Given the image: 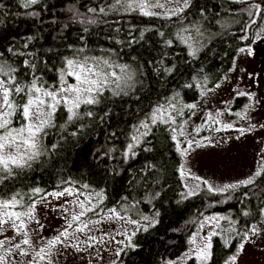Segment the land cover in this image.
<instances>
[{"label":"trees","instance_id":"trees-1","mask_svg":"<svg viewBox=\"0 0 264 264\" xmlns=\"http://www.w3.org/2000/svg\"><path fill=\"white\" fill-rule=\"evenodd\" d=\"M112 3L114 0H41L38 5L24 8L21 0H0V61L20 69L16 73L18 80H31L30 74L24 75L28 70L23 67V60L35 59L41 82L46 87H58L63 57H70L73 49L85 46L87 55H112L118 63L136 70V83L128 95L112 96L105 92L101 103L81 106L80 112L91 111V117L82 115L69 122L67 111L59 108L55 126L47 128L42 138L43 155L32 161L31 167L15 168L14 175L0 181V198L7 199L17 192L30 193L34 188L42 189L43 195L67 187L61 182L68 180L78 182L75 187L87 184L90 188L82 191L102 190L106 197L103 206L119 210L127 205L130 210L126 214L142 225L132 236L134 247L125 248L116 256V264H184L185 260L186 264H195L194 259L185 256L190 248L189 238L198 226L193 222L203 219L201 213H218L237 221V229L255 223L257 216L245 217L241 213L255 212L264 203V178L258 180V187L240 188L225 196L205 191L184 200L180 196L183 184L178 172L181 160L170 127L157 124L133 149L134 156L129 154L125 159L124 152L134 126L145 120L153 108L166 105L173 98L174 103L197 101L201 93L198 82L206 77L207 87L212 88L229 72L235 50L240 46V29L247 20L246 13L229 9L244 5L231 0H192L186 18L172 20L143 17L138 12L109 11L107 16L99 17L106 23L89 25L88 32L83 31L79 22H73V12L69 10L74 7L87 13L89 7L98 9ZM33 12L38 14L29 15ZM197 24L203 36L194 29ZM258 26H253L250 35ZM184 28L189 29L183 33L188 43L200 49L195 58L188 55V43L177 35ZM159 32H164V37ZM133 39L132 44L127 43ZM165 40H171V46H166ZM26 43L28 47L24 48ZM9 47L31 52L34 57L13 56ZM108 49L115 53L104 51ZM166 68L171 72H166ZM245 101V97L235 99L233 111ZM16 124L13 119L12 126ZM246 191L249 199L243 196ZM145 216L148 222L142 219ZM220 224L227 226L228 220H221ZM235 243L225 249L219 237L215 238L212 264H223L226 255L234 251Z\"/></svg>","mask_w":264,"mask_h":264},{"label":"snow or ice","instance_id":"snow-or-ice-1","mask_svg":"<svg viewBox=\"0 0 264 264\" xmlns=\"http://www.w3.org/2000/svg\"><path fill=\"white\" fill-rule=\"evenodd\" d=\"M41 0H21V6L30 8L40 4ZM232 3L244 5L240 9H229V11H239L246 13L245 20L240 29L238 39L240 46L236 48L235 55L232 58V66L229 68V73L235 72L238 67V61L241 57L248 58L255 55V45L264 41V0H231ZM3 7V5H0ZM192 7V0H114V3L107 6L101 5L89 7L87 13H81L74 7L69 10L73 12V22H79L83 25V31H89V25H97L98 23H106L99 19L101 15L107 16L109 11L119 12H138L143 17H156L163 20H172L173 17L179 19L186 18V13ZM91 13V15H88ZM38 13H29V15H37ZM181 14H185L182 16ZM201 15H204L201 12ZM254 35H250L254 25H258ZM67 27V25H66ZM196 33L203 36L200 31V26H193ZM188 28H184L180 33H177L181 39L188 43L184 32H188ZM144 35L141 32V37ZM161 37H164V32H159ZM81 41L84 37H80ZM31 40V38H29ZM251 41L250 43H248ZM133 40L127 41L132 44ZM118 43H122L118 41ZM166 46H171V40H165ZM24 48L28 44L23 45ZM69 48H72L69 45ZM188 55L195 58L199 52L198 47H193L188 43ZM51 51V49H49ZM109 53H115L114 49L104 50ZM8 52L13 56H32L31 52H19L13 47L8 48ZM86 46L73 49L72 56L63 57V65L58 70L59 86H45L41 82L42 77L36 74L37 62L35 59H24L23 67L28 71L25 76L31 75L30 81H20L16 73L19 68L12 66L6 61H0V181L8 179L14 175L13 169L31 167V162L43 155L44 149L42 146V138L46 135V129L55 126L54 119L59 108L63 107L67 113L69 122L80 118L82 115L91 117L93 113L87 111L80 112L82 105L90 106L101 103V98L105 92H111L112 96L128 95L134 89L136 83V70L128 64L118 63L117 59H113L112 55L92 56L87 55ZM166 72H171V69H164ZM244 71L243 68L239 69ZM68 77H71L75 83H68ZM251 78V77H250ZM223 80H227L225 75ZM207 78L197 83V87L201 89V96L207 95L208 92H213L221 87V83L217 82L212 88L207 87ZM192 87V85H186ZM235 96L232 99L246 97L248 103L244 105L243 111L235 112L234 115L240 119L248 121V126L234 128L232 123H225L219 119L225 112L232 115L229 108L223 110L218 109L214 114L206 113L202 118L203 123L194 131L196 136L204 128H211L212 131H221L233 129L240 133L236 139H240L246 133L254 131L258 125L250 123L249 113L254 111V104H258L259 100L255 99L254 92L238 91L233 89ZM175 100V98H173ZM169 100L166 105H160L152 109L151 113L146 116L145 120L134 126V131L131 135V143L127 145V150L124 152L125 159L129 154L135 155L134 148L141 143L142 137H147L154 126L157 124L171 125L168 130L171 134V139L176 145V151L180 154L182 162L179 165V175L182 182L186 180L195 181L194 184L184 183V191L180 193L182 199L186 200L191 197L199 196L201 192H207L212 195L225 196L227 193H232L240 188H249V186L258 187V180L264 178V149L261 150L260 166L250 175L243 179L234 182L224 183L222 185L213 184L211 181L194 175L187 167V156L195 148L205 146V141L211 143L210 139L204 137L200 140L185 139L181 142L178 136H184V126L187 121L177 125V116H184L185 109L195 115L196 103L179 104ZM223 103H228L227 101ZM175 113V115H172ZM19 122V127H13V119ZM191 117L189 116V119ZM150 121V123L148 122ZM264 128V124L259 125ZM143 129V131H141ZM185 146H181V144ZM55 147V145H53ZM150 151V149H145ZM75 181H62L61 184H66L67 187H62L61 190L46 192L43 195L42 189L34 188L30 193H14L11 197L4 199L0 198V264H56L53 256L65 255L67 250L71 249L74 253H87L89 264L91 260L100 257L102 251L109 250V245L115 243L118 247L114 251V255L119 257L125 248H133L132 236L136 231H139L142 225L140 221L134 220L126 213L130 210L129 206L122 205L118 210L116 207L107 208L104 205L106 199L102 190L100 191H82L90 188L84 184L80 187H75ZM60 185H58V188ZM158 195V193L156 194ZM245 199H249V193H243ZM39 197V199H36ZM49 197L53 200H63V203L57 205V209L62 214L64 224L57 234L51 238H44L40 247H35L29 225L35 222L43 229L44 225L36 216L37 205L43 203L45 207L50 203ZM83 197V199H81ZM71 198V199H68ZM231 196H226V199H231ZM222 201H215L221 203ZM243 203V201H241ZM134 206V205H133ZM56 210V209H54ZM125 213L122 215L121 213ZM243 216L248 217L255 215L258 220L250 226H245L243 229H237V221L229 217L218 215L203 216L198 223L196 232L189 238L188 243L192 248L185 254L187 259H194L195 264H212L214 259V244L215 238L219 237L222 241V246L228 249L232 246L233 241H236L234 251L227 254L223 264H238V259L245 251V246L248 243H255L253 238H262L264 234V203L256 210H242ZM148 222V217L142 218ZM221 220H228V225L220 224ZM122 221L124 224L132 225L134 230L129 235L126 228H119L112 231L102 229L101 225L105 223H115ZM152 226V223H149ZM205 228L208 230L205 232ZM11 230L14 233L12 236L4 235ZM147 230V227H144ZM203 233V234H201ZM117 236H123L122 240H117ZM30 257V259H24ZM80 256V259H83ZM102 258V257H101ZM113 264H116L113 261ZM186 264V260L184 262Z\"/></svg>","mask_w":264,"mask_h":264},{"label":"rangeland","instance_id":"rangeland-1","mask_svg":"<svg viewBox=\"0 0 264 264\" xmlns=\"http://www.w3.org/2000/svg\"><path fill=\"white\" fill-rule=\"evenodd\" d=\"M261 59L263 61H260ZM240 68H243L244 71H240ZM225 75L228 76V79H221L219 81L221 83L219 89H216L213 92H208L207 95L203 97L200 94L197 101L191 102L197 104V108L194 110L195 115H191V112L188 109H185L186 112L182 118L177 116L180 119L179 124L187 121L184 126L185 135L178 136V139L181 142L186 138L191 139L193 137L197 140L207 137L211 141V143L205 141L204 147L195 148L190 152L187 156L188 169H190L194 175L207 179L213 184L218 185L234 182L247 177L254 172L261 163V150L264 149V128L259 127V125L264 124V41H260L255 45V55L248 58L241 57L238 61L237 70L231 73L228 72ZM69 83H75V81L69 77ZM233 89L254 92L256 94L255 99L259 100V103L254 104V111H251L249 116L251 118L250 123L256 124L258 127L254 131L241 136L240 139H236L240 133L233 129L221 130L218 132L212 131L211 128H214L215 125H211L210 128L202 129L199 135L196 136L194 130L203 123L202 118L205 114L209 112L214 114L218 109L223 110L224 108H229L231 113H233L230 115L225 112L219 117L221 121L232 123L234 128H246L248 126V121L240 120L234 115L235 112L243 111L244 105L248 103V100L245 97L246 101L244 105L233 111L235 101V99H232V97L235 96ZM225 101L228 103H223ZM172 115H175V113H172ZM189 116L191 117L190 119ZM14 121L18 123L16 124V127H19V122H17L16 118H14ZM148 122L150 123V121ZM167 126L172 127L171 125ZM141 131H143V129H141ZM131 142L132 141H130V143ZM181 146L183 147L185 145L182 143ZM174 148L176 150L175 143ZM177 154L182 162L180 154L178 152ZM184 183L191 185L194 184L195 181L186 180L182 182L183 185ZM182 189L184 191V186ZM48 199L50 203L47 207L41 203L37 205L36 209L37 219L40 221V224L44 225L43 229H40V226L35 222H32L29 225L34 245L37 248L42 245L44 238L55 236L57 231L61 229V226L64 224L62 214L57 209V205L63 203V200H53L51 197ZM81 199H83V197H81ZM210 215L222 216L223 214L215 213ZM258 226L264 227V225ZM101 227L106 231L112 232L123 227L128 230L129 235H131L134 230L132 225L124 224L122 221L105 223L101 225ZM196 230L194 232H196ZM207 230L208 229L205 228V232ZM4 235L12 236L14 233L9 230ZM0 239H3V237L0 236ZM116 239L122 240L123 236H117ZM253 239H255V243L246 244L245 251L238 259V264H264V234H262V238ZM117 247L118 245L115 243L110 244L109 248L111 251H102L100 257L91 260V264H109L116 257L114 251ZM191 248L192 245H190L187 253ZM80 256H83L84 258L80 259ZM24 259H30V257ZM53 260L56 264H89L87 253L77 254L72 252L71 249L67 250L65 255L53 256ZM172 264L178 263L175 262Z\"/></svg>","mask_w":264,"mask_h":264},{"label":"bare ground","instance_id":"bare-ground-1","mask_svg":"<svg viewBox=\"0 0 264 264\" xmlns=\"http://www.w3.org/2000/svg\"><path fill=\"white\" fill-rule=\"evenodd\" d=\"M241 8H243L244 6H240ZM235 8V7H234Z\"/></svg>","mask_w":264,"mask_h":264},{"label":"flooded vegetation","instance_id":"flooded-vegetation-1","mask_svg":"<svg viewBox=\"0 0 264 264\" xmlns=\"http://www.w3.org/2000/svg\"><path fill=\"white\" fill-rule=\"evenodd\" d=\"M260 61H263L262 59Z\"/></svg>","mask_w":264,"mask_h":264}]
</instances>
